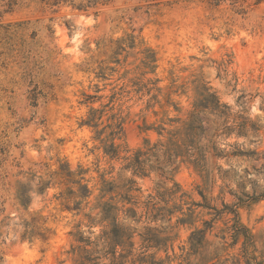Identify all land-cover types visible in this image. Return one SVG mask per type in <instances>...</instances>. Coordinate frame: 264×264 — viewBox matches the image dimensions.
<instances>
[{
    "label": "rangeland",
    "instance_id": "374dc122",
    "mask_svg": "<svg viewBox=\"0 0 264 264\" xmlns=\"http://www.w3.org/2000/svg\"><path fill=\"white\" fill-rule=\"evenodd\" d=\"M86 256L264 264V0H0V264Z\"/></svg>",
    "mask_w": 264,
    "mask_h": 264
},
{
    "label": "trees",
    "instance_id": "16d2710c",
    "mask_svg": "<svg viewBox=\"0 0 264 264\" xmlns=\"http://www.w3.org/2000/svg\"><path fill=\"white\" fill-rule=\"evenodd\" d=\"M195 106L197 108H212V109L216 110L217 108L220 107V102H219V99H218L216 93L211 92V88H206V93L203 94V99H201L200 101H197L195 103ZM92 121L93 120L90 119L89 123H91ZM192 122L193 121H191V123H188V126L185 129L186 131L192 130V128H193ZM118 128H119L120 132H122L123 126L121 123L118 124ZM115 134L116 133H114V135ZM109 148L110 149L107 151L108 153L112 152V153H114V155L118 154L119 146H116L114 142L109 146ZM140 153L141 152H138L136 159L129 164V166L133 167V169L135 170L136 173H142V171H143V162L140 160V157H139ZM129 238H131V235L129 236ZM85 252H88V251L85 250ZM90 261H91L90 257L86 256L85 259L83 258V260L77 261V264H88V262H90Z\"/></svg>",
    "mask_w": 264,
    "mask_h": 264
}]
</instances>
